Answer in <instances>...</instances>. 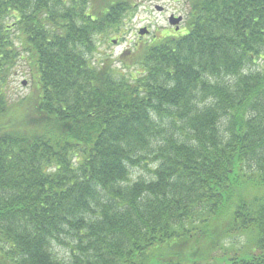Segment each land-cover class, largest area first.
I'll return each mask as SVG.
<instances>
[{
	"label": "trees",
	"instance_id": "obj_1",
	"mask_svg": "<svg viewBox=\"0 0 264 264\" xmlns=\"http://www.w3.org/2000/svg\"><path fill=\"white\" fill-rule=\"evenodd\" d=\"M184 4L113 59L134 0H0V264H264V0Z\"/></svg>",
	"mask_w": 264,
	"mask_h": 264
},
{
	"label": "rangeland",
	"instance_id": "obj_2",
	"mask_svg": "<svg viewBox=\"0 0 264 264\" xmlns=\"http://www.w3.org/2000/svg\"><path fill=\"white\" fill-rule=\"evenodd\" d=\"M98 2L101 3V0H98ZM134 2L136 3L134 14L130 18L124 19L120 33H112L108 36V39L102 38L100 41L98 46L100 54H111V57L115 59L124 49L132 47L136 43L149 41L154 36L157 38L165 35L179 36L187 31V8L184 0H134ZM157 6L161 7V10H157ZM170 15L182 16L177 30L168 23ZM143 27L148 32L139 35L138 30ZM112 40H115V42H112ZM31 70L32 73L35 72V69L29 65L27 60L22 59L15 65L13 73L8 78L9 82L5 89L11 104L10 112L12 115L8 119L10 128L18 123V119L23 114L21 101L24 98L33 97L32 93L36 92L32 74H30ZM136 172L145 174L143 170H137Z\"/></svg>",
	"mask_w": 264,
	"mask_h": 264
},
{
	"label": "water",
	"instance_id": "obj_3",
	"mask_svg": "<svg viewBox=\"0 0 264 264\" xmlns=\"http://www.w3.org/2000/svg\"><path fill=\"white\" fill-rule=\"evenodd\" d=\"M156 9L157 10H161V7H156ZM181 20H182V16H174V15H170L169 17H168V23L170 24V25H172V26H174L175 27V30H177L178 29V25H179V23L181 22ZM148 32V30L145 28V27H143V28H140L139 30H138V34L139 35H144L145 33H147ZM112 42H115V40H112ZM24 83V82H23Z\"/></svg>",
	"mask_w": 264,
	"mask_h": 264
}]
</instances>
